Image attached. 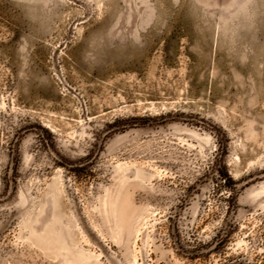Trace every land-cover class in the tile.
Masks as SVG:
<instances>
[{
  "label": "rangeland",
  "instance_id": "1",
  "mask_svg": "<svg viewBox=\"0 0 264 264\" xmlns=\"http://www.w3.org/2000/svg\"><path fill=\"white\" fill-rule=\"evenodd\" d=\"M0 264H264V0H0Z\"/></svg>",
  "mask_w": 264,
  "mask_h": 264
},
{
  "label": "bare ground",
  "instance_id": "2",
  "mask_svg": "<svg viewBox=\"0 0 264 264\" xmlns=\"http://www.w3.org/2000/svg\"><path fill=\"white\" fill-rule=\"evenodd\" d=\"M120 190H121V189H120ZM117 193H118V192H117ZM121 193H122V191H121ZM119 194H120V193H119ZM124 201L126 202V200H124ZM121 203H122V202H121ZM118 204H119V203H118ZM121 207H122V205L118 208L119 211H120V208H121ZM124 209H125V208H124ZM124 209H123V210H124ZM121 211H122V210H121ZM133 214H135V213L133 212ZM124 216H125V214H124ZM126 216H128V214H127ZM126 216H125V217H126ZM129 216H131V215H129ZM122 218H123V217H122ZM132 218H133V217H132ZM125 219H126V218H125Z\"/></svg>",
  "mask_w": 264,
  "mask_h": 264
}]
</instances>
